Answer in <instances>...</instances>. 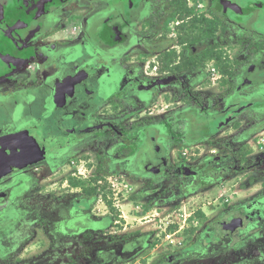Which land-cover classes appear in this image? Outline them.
<instances>
[{
    "label": "flooded vegetation",
    "instance_id": "af4514ba",
    "mask_svg": "<svg viewBox=\"0 0 264 264\" xmlns=\"http://www.w3.org/2000/svg\"><path fill=\"white\" fill-rule=\"evenodd\" d=\"M88 1H0V79L8 76L14 77L13 72L15 70H19L17 73L19 76L25 74L23 65L29 63V59L25 56L30 55L31 51L33 54L40 56L41 65L38 71L45 77L44 85L37 84L39 81L37 77L33 80L27 79L28 84L26 85L20 77L14 81L11 90L0 89V108L5 111L7 116L0 130V135L3 137L0 138V164L5 165L2 167L8 169L4 174H0V264H4V260L9 258H15L13 261L16 264H109L115 260V257L116 260L118 258L122 259L124 255L129 257L140 247L148 246L151 241L143 244L144 242L139 241L138 237H134L135 239L131 241H115V243H120L119 246L113 250L111 249V252L108 253L105 249H100L102 243L105 242L103 237L102 241H98L100 243L98 248L92 247L91 245L94 243L90 241V238L94 234L93 231L101 230L100 226L94 228L92 224L100 221L87 219L84 221L88 223L86 227L74 228L73 224L68 225L73 218H69L66 223L64 215L60 212V216L64 220L58 223L60 228L55 232L52 240L39 239L37 241L39 249L43 248L42 251L39 250L37 255L30 259L25 258L22 254L19 255V249L29 243L32 233L31 224L27 223L26 219H31L30 216H33V212H38L34 216V218L38 216V219L35 220L36 223L33 222L32 224L34 226L37 223L40 226L42 224L44 228L46 226L45 223H40L41 217L39 216L41 213L35 208L36 206H26L30 198L23 196L35 183L33 169H30L31 165L37 163L51 169L55 167L62 169L65 166H70L73 171L72 176L70 175V178H67L66 181L73 186L82 188V195L85 198L87 196L90 198V195L85 191V188L89 185H85L84 181L91 182L93 187L98 186V190H101V186L105 185V181L102 182L103 178L110 175L101 176L98 170L106 161L113 174L127 171L138 177L153 175L161 178L167 175L168 181V175L171 172L168 170L166 163L172 160V150L169 151L168 145L171 139L169 137L172 135L168 129L157 123L151 126L147 125V127L141 129L140 132L143 134L140 140L141 144L137 146L136 150L126 149L127 152L130 151V154L123 159L115 160L114 153L109 150L106 151L105 155L102 154L101 156L100 154V159L97 155V160L92 163L91 167L86 166L82 161L79 162V159L76 158H72L68 162L67 158L81 149L80 144L89 138L84 137L89 135L88 132L96 131L93 135L104 138L111 132L118 134L120 138L125 136L127 133H124L119 121L123 115L129 119L133 116V111H130L132 105H123V99L128 98L138 103L141 102L140 106L145 105L144 100L140 98V94H134L136 91L151 92L153 99L154 96H157V92L161 87L168 86L166 94L171 91V99L175 96V93L172 94L173 91H186L187 94L182 93L180 98L182 101L185 100L186 102L187 100V103H190L188 105L192 108L189 110V115L193 116L194 119L201 118L199 115H202L207 104L211 106L210 109L214 108L216 97L211 96L207 102L202 101L200 95L196 93V87H193V79L201 68L199 57L206 54L208 50L218 49L217 37L220 31L222 33L225 30L232 39L235 33L240 31L243 32L246 40L250 38L247 45L254 44L255 46L249 48L250 51L247 49V53L261 54L263 59L261 62L255 61L253 66L250 67L248 75L252 72L257 73L264 82V32L257 31L255 27L257 21L264 19V0H202L206 5H195L192 0H186L185 5L184 0H97L98 3L90 8L91 11H86L82 20L78 19L73 33L78 39H84V43L87 44L88 57L90 56L93 60L90 63L91 59H87V64L94 66L104 78L97 90L92 89L89 91V93L93 92L101 95L102 102L94 103L92 106L87 103L84 110H82L84 131L83 129L72 128L66 141L59 140L57 136L62 128L57 125L56 121L52 120L53 115L57 112L60 116L66 115L65 117L68 120H73L77 112L74 111L71 114L72 108L67 106V94L70 91L68 81H61L55 85L48 83L46 65H44L46 58L40 48L53 46L57 49V42L62 41L65 35L58 39L51 38L46 43L45 40L54 34V29L62 26L64 16L69 12H76L77 8L80 7L78 6L80 3ZM88 6H90V2ZM202 6L205 9H200ZM189 19H194V22L189 25L191 29H196L198 25H201L207 30V34L202 36H196V33L187 34L184 29ZM200 22L202 23L200 24ZM42 34H47V36L40 38ZM143 54L153 55L154 63L159 62L160 57L163 56L162 66L157 67L156 63L152 65L150 61L147 64L143 61L139 65L137 61L127 59ZM172 56L177 61L170 66L165 61L173 60ZM116 58H121L128 65H125V68L121 66L113 69V73L107 72L106 66L115 68L120 65L116 64V60H118ZM231 58L233 64L235 62L243 63L241 58L235 60L234 57ZM213 60L205 68L208 84H216L224 78V74L220 69V78L216 82L212 81L208 68L215 64L216 58ZM215 65L218 66V64ZM152 66L155 70L152 69ZM244 70L246 69L244 68ZM116 72L119 73L115 75ZM187 75L189 79H187ZM227 78H230V72L227 74ZM107 79L108 81H106ZM247 80L249 83L257 82L251 80L250 76H247ZM5 82L10 83V81ZM187 82L189 83L186 84ZM111 85H115V87ZM202 85L203 83L199 86ZM108 86L109 89H107ZM111 87L118 89V92L117 94L113 93L111 97H107L112 92ZM87 88L89 89V86ZM2 92L3 94H1ZM257 94L258 98L264 100V89L258 91ZM146 97V101L149 103L151 98L149 95H146ZM41 99L44 109L42 113H35L33 105ZM126 106L129 111L121 112L122 109H126ZM118 110L121 114L109 115L110 111L116 112ZM143 111L139 112L140 115L143 114ZM51 120L56 127L53 133L50 132L52 128L49 130L47 127H42L43 123L45 124ZM212 122H209L210 126ZM217 129V126H215V130H211L210 135L215 133ZM129 130H132V128ZM48 136L50 139H48ZM124 140L127 141L128 138L124 137ZM44 146H48L50 150H53L50 152L51 159H36L37 148H44ZM24 150H27V152ZM116 158L119 157L116 156ZM213 158L217 159L218 156L213 155ZM179 167L181 170L192 172L195 175L198 172H204L203 177L198 178L195 176L192 179L193 185L190 187L192 190L201 186L209 187L218 178V170L215 164L200 166L194 170L182 164ZM90 170H92V173L88 174L87 172H90ZM181 190L183 189L181 188ZM184 192L186 193V191ZM78 194L76 195L78 196ZM82 195L74 199L70 194H65L63 201L66 204L72 203V199L81 202ZM263 199H255L252 201L253 203L247 204L242 212L252 219L259 214V217L264 218ZM152 203L156 204L157 202ZM86 216L88 217L87 214ZM231 216L227 215L226 219L231 218ZM80 218H83V216ZM245 225V222H242L240 227H234L236 229L232 233L225 228V225L224 228L216 225L214 235L217 241L212 240L211 242L210 247H215V250L209 260L210 264H217L219 258L233 251L234 248L230 246V239L238 236L247 237ZM48 226L50 225H47L46 228ZM81 236L85 237L83 242L78 243V246L82 247V251L77 254L75 253L77 249L70 246L64 252L67 254L63 255L64 245L62 239L68 237L70 242L74 243ZM236 241L242 245L238 246V244L237 249L239 252L244 253L246 250L243 248L245 243L248 242L247 238ZM82 243L83 245H81ZM66 244L69 245L68 240ZM251 244L246 245V247L248 246L249 249L252 246ZM107 253L108 255L116 253V256L113 259L105 258ZM201 258L203 257L199 253L194 264L200 263ZM119 262L121 264L122 261ZM187 262L184 252H182L179 256H164L154 260L151 264H186ZM251 262L241 260L237 264H251Z\"/></svg>",
    "mask_w": 264,
    "mask_h": 264
},
{
    "label": "rangeland",
    "instance_id": "374dc122",
    "mask_svg": "<svg viewBox=\"0 0 264 264\" xmlns=\"http://www.w3.org/2000/svg\"><path fill=\"white\" fill-rule=\"evenodd\" d=\"M0 1L7 2L9 0ZM192 1L195 5H206L202 0ZM89 2L90 6H88ZM97 3V0L82 2L78 5L80 7L77 8L76 12H69L62 18L66 22L63 21L62 26L54 29V34L45 40L46 43L51 38L58 39L65 35L62 41L57 42V49L53 46L40 48L46 58L44 65H46L48 83L55 85L61 81H68L70 91L67 94V106L72 108L71 114L74 111L77 112L73 120H68L65 117L66 115L60 116L57 112L53 115L52 120L56 121L57 125L62 128L57 136L59 140L66 141L72 128H79L84 131L82 110H84L87 103L92 106L94 103L102 102L101 95L93 92L89 93V91L92 89L97 90L104 78L94 66L87 64V59H91L90 63L93 61L90 56L88 57L87 44L84 43V39H78L73 33L78 19L82 20L86 11H91L90 8ZM200 9H205V7L202 6ZM193 20L189 19L185 24L184 30L186 33H196V36L206 35L207 30L204 26L198 25L196 29H191L189 25L194 22ZM255 27L257 31L264 32V19L257 21ZM46 36L47 34H42L40 38ZM247 41H250V38L246 40L242 31L236 32L233 39L225 30L222 33L220 31L217 37L218 49L208 50L206 54L199 57L201 68L193 79V87H196V93L200 95L204 102H207L211 96L216 97L214 101L216 106L210 109L211 106L207 104L202 115H199L200 119H194L193 116L189 115L192 106L188 105L190 103H187V100L185 102L184 99L182 101L180 98L182 93L187 94L186 91H173L172 94L175 93L173 99H171V91L166 94L168 86L161 87L154 99L151 92L136 91L134 94H140V98L144 100L145 105L140 106L141 102L138 103L128 98L123 99V105H132L130 111H133V116L129 114L131 116L129 119L123 115L119 121L120 127L124 130V133H127L125 136L120 138L118 134L111 132L104 138L93 135L96 131L88 132L89 135L84 137L89 138L80 144L81 149L67 158L68 162L72 158H76L79 159V162L82 161L86 166L91 167L92 163L97 160V155L100 159V154L101 156L102 154L105 155L106 151L109 150L114 153L115 160L123 159L130 154L131 150H136L137 146L141 144L140 140L143 137L142 132H140L141 129L147 127V125L151 126L157 123L168 129L173 136L169 137L171 139L168 144L169 151L172 150V160L166 163L168 170L171 172L168 175V181L167 175H163L164 177L161 178L153 175L138 177L123 171L122 173L110 175L113 176L112 179L115 180V185L112 182L110 183L107 177L103 178L105 179V185H102L101 190L97 191V198L91 199L89 196L85 198L82 195V188L73 186L66 181L73 172L70 166H65L62 169L55 167L53 170L37 163L31 165L30 169H33L35 183L23 195L30 198L26 206L35 205V208L41 213L39 216L41 217L40 223L50 226L44 228L42 224V227L37 225L38 223L34 226L32 223H36L35 220L38 219V216L35 218L34 216L38 212H33V216H30L31 219H26V222L31 224L30 241L25 247L19 249V255L22 254L25 258L30 259L37 255L39 250L42 251L43 248L39 249L37 241L39 239L52 240L53 235L60 228L58 223L64 220L60 216L61 212L66 223L69 218H73L68 225L73 224L74 228L86 227L88 223L84 221L87 219L100 221L91 223L92 227L97 228L100 226L101 229L93 231L95 237L91 236L90 238V241L94 243L91 246L98 248L100 244L98 241H102L104 237L105 242L99 248L101 250L105 249L108 253L111 252V249L113 250L119 246L120 243H115V241H131L135 239L134 237H138L137 239L144 242L143 244L151 241L148 246L146 245L147 248L146 246L140 247L133 252L132 256L124 255L122 259L118 258L116 260L115 257V260L109 264H120L119 261H122L121 264H151L154 260L164 256H179L182 252H184L185 260L188 261L186 264H194L199 253L203 258L197 264H210L209 260L215 250V247L210 246L212 240H216L214 235L216 225L223 226V228L225 225V228L232 233L236 229L234 227H240L242 222L246 224L247 237L238 236L230 239V246L234 248L233 251L219 258L217 264H237L241 260L252 261L251 264H264V218L259 217V214L252 219L242 212L247 204L253 203L252 201L257 198H264V100L258 98L257 94L258 91L264 89V82L257 73L252 72L248 75L250 67L253 66L255 61L261 62L263 55L247 53L250 51L249 48L255 46L254 44L248 46ZM251 51L253 50L251 49ZM175 52L177 53V50ZM30 53V55L25 56L29 59V63L23 65V69H25L24 76L17 75L19 70H15L13 72L14 77L8 76L0 79V89L11 90L14 81L20 77L26 85L28 84L27 79L33 80L36 77L39 78L37 84L44 85L45 77L38 71L41 58L39 55L33 54L32 51ZM231 57H234V60L241 58L243 63L235 62L233 64ZM214 58H216L215 64L219 66L217 69H221L224 78L216 84H208L205 68ZM116 59H118L116 64L120 65L115 68L106 66L107 72L113 73V69L121 66L125 68V65H128L121 58ZM127 59L137 61L139 65L143 61L146 64L150 61L152 65L156 63L157 67H161L162 61H164L163 56H161L160 61L154 63V57L151 54L136 55ZM172 59L165 62L171 66L177 61L173 56ZM152 69L155 70L154 66H152ZM225 69L230 72V78H227L229 72H226ZM118 73L116 72L115 75ZM252 75L255 76L252 77ZM247 76L257 82L249 83ZM186 77L189 79L188 75ZM5 81H10V83ZM202 83L203 85L199 86ZM87 86H89V89ZM107 89H109V86ZM110 90L112 92L107 97H111L113 93L117 94L118 92V89L112 87ZM146 95L151 98L149 103L146 101ZM186 96L188 97V95ZM42 103V99L34 103L33 111L35 113H42L44 109ZM127 106L121 112L129 111ZM106 107L108 108V106ZM94 111L96 112L95 108ZM141 111H143L142 115L139 113ZM115 113L121 114L118 110L116 112L110 111L109 115L114 116ZM6 118L5 111L0 108V130ZM52 120L43 123L42 127H47L49 130L52 128L50 132L53 133L56 127ZM210 121H213L211 126ZM215 126L218 128L215 132L217 134L210 135V131H214ZM131 128L132 130H129ZM124 137L128 140H124ZM0 138L3 137L0 135ZM126 149L130 151L127 152ZM36 151V159L42 160L51 159L50 152L53 150H50L48 146H44V148H37ZM213 155H217L218 158H213ZM116 156L119 158H116ZM180 164L186 165V167L189 166L193 170L200 166L215 164L218 170V178L209 187L201 186L192 190L190 188L193 185L192 179L195 176L198 178L203 177L204 172L201 171L195 175L192 172L181 170ZM2 166L5 165L0 164V174H4L8 170ZM91 171L87 173H92ZM83 183L89 185V187L92 185L91 182L84 181ZM158 190L159 192H157ZM65 194H70L74 199L82 195L81 202L72 199V203L66 204L63 201ZM135 194H139L140 199H135ZM66 205L69 207L67 208ZM147 205H150L148 210H146ZM227 215L232 216L226 219ZM81 216L83 218H80ZM83 237H79V240L75 238L74 243H71L68 237L62 239L64 245L63 255L67 254L64 252L70 246L77 249L75 253H80L82 247L78 246V243L85 240V237ZM241 238H247L248 241L243 248L246 250L244 253L239 252L236 247L238 244V246H242L241 243L236 241ZM67 240L69 245L66 244ZM256 242L258 243L256 244ZM250 244L252 246L248 249L247 247ZM254 244L256 245L254 246ZM246 245L248 246L246 247ZM108 253L105 254V258L113 259L116 256V253L114 255H108ZM15 255L17 256V254ZM14 259H5L4 264H16L13 261Z\"/></svg>",
    "mask_w": 264,
    "mask_h": 264
},
{
    "label": "trees",
    "instance_id": "16d2710c",
    "mask_svg": "<svg viewBox=\"0 0 264 264\" xmlns=\"http://www.w3.org/2000/svg\"><path fill=\"white\" fill-rule=\"evenodd\" d=\"M185 1L184 0V5H185ZM183 7V5H181ZM226 72H229L227 69H225ZM98 173L101 175V176H105V175H111L113 174L112 171L110 170L109 166L107 165V161L106 163L103 165V166H100L99 167V170H98ZM97 181V179H96ZM76 184V183H74ZM85 191L88 193V195H90V198L91 199H96L97 196H98V186H90V187H86L85 188ZM134 198L135 199H140V195L139 194H135L134 195ZM109 203H111V201H109ZM150 208V205H147L146 207V210H148Z\"/></svg>",
    "mask_w": 264,
    "mask_h": 264
},
{
    "label": "built area",
    "instance_id": "2783aa9c",
    "mask_svg": "<svg viewBox=\"0 0 264 264\" xmlns=\"http://www.w3.org/2000/svg\"><path fill=\"white\" fill-rule=\"evenodd\" d=\"M217 67H218L217 65L215 66L213 64L210 68H208V71L211 73V79L213 82L218 81V79L220 78V72L217 69ZM112 178H113V176L107 177L108 181H110V183L112 182V184L115 185V180H113ZM104 181H105V179H103L102 182H104Z\"/></svg>",
    "mask_w": 264,
    "mask_h": 264
},
{
    "label": "water",
    "instance_id": "95a60500",
    "mask_svg": "<svg viewBox=\"0 0 264 264\" xmlns=\"http://www.w3.org/2000/svg\"><path fill=\"white\" fill-rule=\"evenodd\" d=\"M25 152H27V150H24Z\"/></svg>",
    "mask_w": 264,
    "mask_h": 264
}]
</instances>
